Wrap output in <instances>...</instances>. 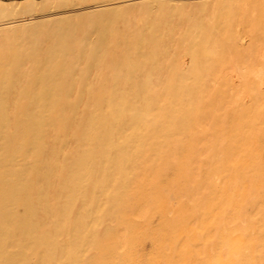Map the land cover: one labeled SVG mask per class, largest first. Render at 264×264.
Masks as SVG:
<instances>
[{
	"label": "bare ground",
	"instance_id": "1",
	"mask_svg": "<svg viewBox=\"0 0 264 264\" xmlns=\"http://www.w3.org/2000/svg\"><path fill=\"white\" fill-rule=\"evenodd\" d=\"M0 264H264V0H0Z\"/></svg>",
	"mask_w": 264,
	"mask_h": 264
},
{
	"label": "rangeland",
	"instance_id": "2",
	"mask_svg": "<svg viewBox=\"0 0 264 264\" xmlns=\"http://www.w3.org/2000/svg\"><path fill=\"white\" fill-rule=\"evenodd\" d=\"M160 214H156V215H154V216H152V217H150L149 218V221L151 222V223H156L157 221H158V219H159V216ZM156 216V217H155ZM155 217V218H154ZM157 218V219H156ZM141 220H147L146 218H141ZM149 241V242H148ZM144 245V246H143ZM153 246V244H152V241H150V239L149 238H147V239H145V241L143 242V244H141V246H140V251H141V254L142 255H149V254H151V247ZM143 251V252H142ZM147 253V254H146Z\"/></svg>",
	"mask_w": 264,
	"mask_h": 264
}]
</instances>
